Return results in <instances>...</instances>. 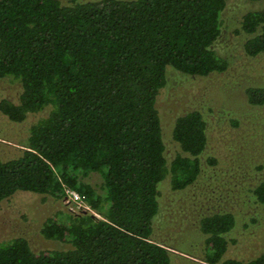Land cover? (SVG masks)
Here are the masks:
<instances>
[{
  "label": "trees",
  "instance_id": "obj_1",
  "mask_svg": "<svg viewBox=\"0 0 264 264\" xmlns=\"http://www.w3.org/2000/svg\"><path fill=\"white\" fill-rule=\"evenodd\" d=\"M226 2L0 0V81L21 86L16 102L0 99V113L21 123L48 109L18 154L0 152V202L19 190L61 197L71 189L88 207L41 225L43 237L67 247L33 250L15 236L0 241V264H172L174 247L152 238L159 188L166 178L172 190L197 180L207 121L197 108L177 116L181 152L168 163L157 96L167 67L195 76L227 69L212 47ZM240 29L251 34L247 55L264 51V9L244 13ZM244 90L249 104L264 105V85ZM91 173L100 191L85 181ZM251 191L264 207V179ZM235 224L230 211L202 214L194 229L203 246L196 239L184 249L208 264H264V247L250 259L224 257Z\"/></svg>",
  "mask_w": 264,
  "mask_h": 264
},
{
  "label": "rangeland",
  "instance_id": "obj_2",
  "mask_svg": "<svg viewBox=\"0 0 264 264\" xmlns=\"http://www.w3.org/2000/svg\"><path fill=\"white\" fill-rule=\"evenodd\" d=\"M260 9H264V0H227L221 12L220 34L212 45L228 61L225 71L195 76L167 67L157 109L168 163L181 152L172 138L177 116L195 108L202 111L208 140L201 155L200 174L193 184L172 190L166 178L159 188L160 206L152 238L174 247L169 248L172 264H208L199 252L191 255L184 248L194 247L196 239L198 249L203 246L204 238L194 224L202 214L218 210L230 211L236 217L229 235L233 240L224 257L250 259L264 247V207L254 200L251 191L254 184L264 179V105L249 104L244 90L246 86L264 85V51L247 55L244 43L251 34L240 29L242 15ZM20 90L16 80L0 81V99L16 102ZM47 110L29 114L21 123H13L0 113L3 158L19 153L29 126ZM211 158L215 162H210ZM84 179L100 191L102 179L98 173ZM87 208L85 205L80 209ZM80 209L68 202L65 194L54 197L19 190L0 202V241L22 235L33 250L65 248L68 244L43 237L41 225L48 217L63 218L64 212Z\"/></svg>",
  "mask_w": 264,
  "mask_h": 264
},
{
  "label": "built area",
  "instance_id": "obj_3",
  "mask_svg": "<svg viewBox=\"0 0 264 264\" xmlns=\"http://www.w3.org/2000/svg\"><path fill=\"white\" fill-rule=\"evenodd\" d=\"M65 195L68 198V202H72L74 207L78 209L85 207V203L76 191L65 189Z\"/></svg>",
  "mask_w": 264,
  "mask_h": 264
},
{
  "label": "water",
  "instance_id": "obj_4",
  "mask_svg": "<svg viewBox=\"0 0 264 264\" xmlns=\"http://www.w3.org/2000/svg\"><path fill=\"white\" fill-rule=\"evenodd\" d=\"M95 215V214H94Z\"/></svg>",
  "mask_w": 264,
  "mask_h": 264
}]
</instances>
